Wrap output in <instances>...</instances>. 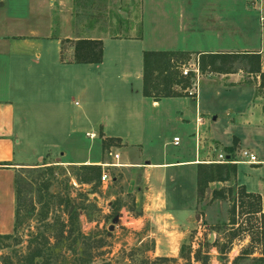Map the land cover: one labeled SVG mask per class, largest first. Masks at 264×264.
Here are the masks:
<instances>
[{
    "label": "crops",
    "instance_id": "0c3cea01",
    "mask_svg": "<svg viewBox=\"0 0 264 264\" xmlns=\"http://www.w3.org/2000/svg\"><path fill=\"white\" fill-rule=\"evenodd\" d=\"M140 1L141 37L111 39L75 37L66 0H0V236L13 230L17 170L44 161L100 168L110 161L108 149L119 166L102 168L110 182L98 183L104 188L128 173L124 194L136 211L124 214L135 229L148 231L155 258L178 255L194 221L196 167L217 154L227 157L231 145L232 159L246 150L258 162L234 164L232 180L260 197L264 213L258 74L207 72L190 95H141L143 52H184L193 62L200 54L256 56L264 73V0ZM36 6L43 11L40 25L30 20ZM78 39L100 40L99 63L73 62ZM165 133L173 134L166 142ZM108 140L116 145L102 149Z\"/></svg>",
    "mask_w": 264,
    "mask_h": 264
},
{
    "label": "rangeland",
    "instance_id": "374dc122",
    "mask_svg": "<svg viewBox=\"0 0 264 264\" xmlns=\"http://www.w3.org/2000/svg\"><path fill=\"white\" fill-rule=\"evenodd\" d=\"M140 3L66 0L63 7L75 37L110 38L117 34L130 39L139 27ZM35 9L38 16L33 15L30 20L40 25L43 11L38 6ZM189 58L185 66L194 63V56ZM229 67L246 73L247 63L237 59ZM241 76L242 81L249 77ZM172 89L180 91L176 86ZM256 92L264 96V89L258 88ZM75 102L79 104L76 99ZM172 135L165 133L162 141ZM113 143L103 142L102 149L115 146ZM94 154L93 148L90 157H96ZM43 163L44 166L16 172V217L12 232L0 237V264H264V220L245 213L244 203L255 204V198L251 201L240 195L241 187L232 177L206 185L202 198L196 199L198 219L191 221L184 231L181 250L175 258L163 259L150 255L153 240L148 231L135 229L129 214H124L136 211L124 194L129 176L126 171L103 188L96 171ZM100 171L101 168L99 174ZM85 180L88 182L83 183ZM113 218L117 224L108 231ZM231 218L236 224L233 227L228 225ZM137 235L142 237L141 241L136 239Z\"/></svg>",
    "mask_w": 264,
    "mask_h": 264
},
{
    "label": "trees",
    "instance_id": "16d2710c",
    "mask_svg": "<svg viewBox=\"0 0 264 264\" xmlns=\"http://www.w3.org/2000/svg\"><path fill=\"white\" fill-rule=\"evenodd\" d=\"M141 37L140 20L137 34L134 37L139 39ZM111 39H129L120 38L117 34L110 37ZM191 55L184 52H143L142 53V76H141V95L143 97L157 100L159 98L167 97H183L187 96V90L194 88L195 78L192 73H188L186 77L180 75V67L185 61L189 60ZM199 76L209 73H229L231 67L229 65L237 59H244L247 63L246 72L256 73L259 77V86L264 88V73H260V61L256 56L250 55H235V54H200L196 55ZM195 57V58H196ZM101 60V43L99 39H78L74 42L73 48V62L75 64H96ZM173 86L179 88L176 92L172 89ZM108 144L110 140L106 141ZM226 158L231 160L233 158V145L225 148ZM6 166L8 164H1ZM88 168L91 171H96L95 176L99 177V167L97 166H81ZM49 168V167H47ZM22 170V169H20ZM235 167L232 164H198L196 167L195 178V192L196 199H201L204 189L208 183L226 182L230 177H234ZM17 174L14 176V222L16 217V200L18 196L17 189ZM85 180L83 183H87ZM241 187V186H240ZM230 192V190H229ZM240 195L245 198H255L252 202H245L246 214L258 215L260 219L264 220V213L259 210V198L257 195L253 196L251 193H246L241 187ZM243 206V204H242ZM234 206L230 208V212L234 214ZM228 225L233 227L236 224L233 219L228 222ZM8 235L0 236L7 237ZM181 250V247H180ZM164 259V258H163Z\"/></svg>",
    "mask_w": 264,
    "mask_h": 264
},
{
    "label": "built area",
    "instance_id": "2783aa9c",
    "mask_svg": "<svg viewBox=\"0 0 264 264\" xmlns=\"http://www.w3.org/2000/svg\"><path fill=\"white\" fill-rule=\"evenodd\" d=\"M188 73H192L194 78H195V84L196 81L198 80L199 74H198V69L197 65L194 62L191 65L185 66L184 64L181 65L180 67V75L182 77H186ZM188 94H191V91L188 92ZM86 137L89 139L93 138V135L91 134H85ZM177 144V138L172 139V145ZM106 158H108L110 161L106 162L104 164H101V171L99 175V182L103 184H108L110 182L109 176L102 170V168H117L119 164L117 163L118 160V155L113 152V150L108 149L105 152ZM215 160H207L205 163L206 164H247V165H256L258 162L255 160V157L248 153L246 150H241L238 152L237 158L236 159H231L229 160L228 158L224 157L221 154H217Z\"/></svg>",
    "mask_w": 264,
    "mask_h": 264
},
{
    "label": "water",
    "instance_id": "95a60500",
    "mask_svg": "<svg viewBox=\"0 0 264 264\" xmlns=\"http://www.w3.org/2000/svg\"><path fill=\"white\" fill-rule=\"evenodd\" d=\"M198 219V216L195 215L194 216V220H197ZM117 224V219L116 218H113L111 219V225L108 227V231H111L113 226Z\"/></svg>",
    "mask_w": 264,
    "mask_h": 264
}]
</instances>
